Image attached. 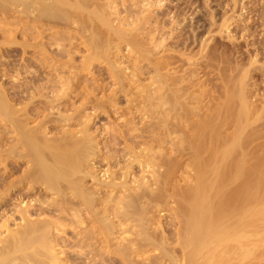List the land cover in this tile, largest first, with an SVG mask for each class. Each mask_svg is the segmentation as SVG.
Listing matches in <instances>:
<instances>
[{"label":"bare ground","instance_id":"1","mask_svg":"<svg viewBox=\"0 0 264 264\" xmlns=\"http://www.w3.org/2000/svg\"><path fill=\"white\" fill-rule=\"evenodd\" d=\"M171 3L170 0H0V264H264L263 141L259 143L260 149L257 144V149L249 142L253 140L244 139L251 148L242 152L244 142L235 136L243 132H238L243 126H236L240 115L237 117L235 111L231 115L237 127L232 133L234 139L224 144L222 141L221 147L216 138L220 130L218 135L217 131L210 133L211 126L218 124L220 129L223 125L215 120L232 118L225 102L232 104L234 100L236 105L237 94L242 98V93H237L241 88L229 90L228 84L227 90L233 92L225 91L232 99L217 103L222 106L224 102L223 111L229 112V117L218 116L223 111L217 105L216 110L213 106L215 114L211 109L213 116L210 115L215 120L209 117L211 122H205L208 118L205 112V118H200V110L206 105L205 95L203 98L198 92L194 95L191 89L196 83L186 80L189 75L166 73L177 59L166 56L167 60L161 53L164 59L158 58L153 63L151 58L159 51L156 48H161L172 36H166L168 31L177 29L185 18L186 10L174 12ZM124 46L137 53L136 62L139 58L151 60L152 83L156 84L154 88L153 84L142 85L130 98L127 94L137 81L140 83L144 70L140 74L134 72L136 65L131 58L121 54ZM232 49L233 46L229 50ZM83 51L85 55H79ZM9 53L12 60H8ZM95 60L107 61L106 76L111 80L107 87L102 80L99 83V79L89 78L93 81L90 83L81 74L89 71ZM10 72L16 75L17 82L6 87L8 81L4 77H14ZM221 72L223 75L224 71ZM99 74L104 76L103 72ZM81 80L87 82L86 85L82 82L85 88L82 87L88 91L89 99L79 105L68 103L66 97L73 87L79 88ZM127 85L131 86L130 91ZM101 91L102 97L98 95ZM125 98L127 105L119 107L130 117L127 115L121 121L122 117L115 114L117 122L108 120L103 129L93 126L94 114H88L87 110L90 106L100 111L99 117L108 113L112 119V113ZM244 99L239 100L242 103ZM38 100L43 104L37 106ZM59 101L63 107L57 109L55 102ZM246 103L239 105V109L245 108L244 115L248 112L249 102ZM233 108L234 105L230 109ZM191 116L204 121L202 124L196 121L195 131L190 127L193 133L189 121L184 124L187 119L193 121ZM33 122L36 124L31 125ZM72 124L77 129H71ZM174 132L180 136H176L179 138L176 142ZM187 159L190 162L184 166ZM182 165L194 170L189 186L183 182L186 169L179 174L183 177L180 183L187 187L173 184ZM158 166L164 169L160 171ZM162 206L170 208L171 213L164 219L159 216V220L155 213ZM151 248L156 251L152 256L147 254Z\"/></svg>","mask_w":264,"mask_h":264},{"label":"rangeland","instance_id":"2","mask_svg":"<svg viewBox=\"0 0 264 264\" xmlns=\"http://www.w3.org/2000/svg\"><path fill=\"white\" fill-rule=\"evenodd\" d=\"M124 1V0H123ZM178 1V2H177ZM186 3H185V2ZM128 2V1H127ZM172 2V3H171ZM129 3V2H128ZM170 3H171V9H172V11H174V12H176L177 10H182L183 9V11H185L186 12V14H185V18H184V21L183 22H180L179 24H177L178 25V27L177 26H175V27H177V29L175 28L174 30H170V31H168V33L166 34V36L168 35L169 36V34H171L172 36H169L168 37V39H170V40H166V42H164L165 44H162V46H160L161 48H156V50L158 49L159 51H156V53H155V55L156 56H154V57H152L151 58V60L153 61H156V60H158V58H159V60L160 59H162L163 57L165 58L166 56H168L169 58H170V60H174V58H176L177 59V61L179 62V65H178V62H176L175 64H173L172 66H174V68L171 66L170 67V69H167L166 71L164 70L163 72H166V73H169L170 72V74H172V75H175V73H176V76L177 75H191V77L189 78V76H186V80H189L190 79V81H188L189 83H196V84H194L193 85V87H192V84H191V89H192V91L194 92V95H195V93H196V95H198V93H199V95H203V96H201L202 98L204 97V95H205V97L203 98V100H204V104H206L207 105V107H206V105H203L204 106V108L202 107V109L200 110L201 112H200V114L202 115V117H200L202 120H203V117H204V113L203 112H205V117L207 118H209V117H211L210 115H212V112H214V114H215V111H214V109L216 110V106L218 105V104H220L221 103V100H223V101H227V99L229 100V99H232L231 97V95H229V93H232L233 91H228L227 90V88H226V86H228V84H229V87H228V89L229 90H233V89H235L236 91L237 90H239L240 88V90L239 91H237V93L239 92V93H246V94H241V96H242V98L244 99V98H247L248 99V97H249V99L247 100H242V103H241V101L239 100V99H242L241 97L239 98L238 96H239V94H237L238 96H237V99L235 98V100H237V104L235 105V103L233 102L234 100H232V104H230V103H228V102H230V101H227V102H225L226 103V105L227 104H229L231 107L234 105V110L233 109H230L231 107L229 106V105H227V107H226V105L224 104L223 105V103L221 104L222 106H220V105H218V106H220V108L222 109V111L223 110H225V107H226V110L227 111H229L231 114H230V117H232V118H226L225 116H226V114H227V116L229 115L228 113L229 112H227V111H223V113L224 112H226V113H220L218 116H222L223 115V117H225L224 119H222V118H219V120H215L213 117H211V118H213V120H215V121H218L219 123H223V125H221V128L219 129V125L217 124V123H215V122H213L214 124H217V127H218V129H216L217 127L215 126V127H213V126H211V128L213 129V128H215V129H210V133H212L211 135H213V134H215V132H216V134L218 133V130H220L219 131V137L221 138V140L219 139V137H216L217 135H215V137L216 138H218V140H219V142H220V146L222 145V144H224V142L226 141V143L228 142V141H231L232 140V138L234 137V135H233V137H232V133H234V129H235V131H237L236 130V126H238V128H239V125L238 124H240V127L241 126H243V127H241L240 129H242V130H238V132H241V131H243L241 134H239V133H237L236 135L237 136H235V138H238V136H239V140H242V141H240L241 143L242 142H244L245 143V141L248 139V140H253L254 141V139L256 138V140L253 142V141H249L251 144L253 143L254 145H255V147L257 148V144L259 145L258 147H259V149L261 148V144H262V142H261V140L263 141V146H264V111H263V108H264V0H183V1H181V0H170ZM193 3V4H192ZM173 6H175V7H173ZM187 6V7H186ZM189 6V7H188ZM179 7V8H178ZM183 7V8H182ZM175 8V9H174ZM177 8V9H176ZM187 8V9H186ZM170 9V10H171ZM190 10V11H189ZM189 11V12H188ZM157 11H154V15H155V13H156ZM157 14V13H156ZM199 14V15H198ZM224 20V21H223ZM222 23H223V25H222ZM183 24V25H182ZM193 25V26H192ZM181 27H183V28H181ZM186 29V30H185ZM194 30V31H193ZM201 30V31H200ZM171 31H174V32H171ZM184 31H185V33H184ZM189 31H190V34H189ZM176 32V33H175ZM179 33V34H178ZM181 33V34H180ZM195 33V34H194ZM173 34H175V35H173ZM188 37H187V36ZM193 35H194V37H193ZM196 35V36H195ZM181 36V37H180ZM186 38H185V37ZM179 37V38H178ZM191 37V38H190ZM172 38V39H171ZM198 39V42L196 41L197 39ZM21 39V38H20ZM19 39V40H20ZM177 39H179V40H177ZM188 39V40H187ZM176 40V41H175ZM185 40V41H184ZM191 40H193V41H191ZM196 42H195V41ZM232 41V42H231ZM205 42V43H204ZM231 42V43H230ZM178 43V44H177ZM182 43V44H181ZM191 43V44H190ZM226 44V45H224V44ZM185 44V45H184ZM167 45V46H166ZM192 45V46H191ZM222 45V47H223V45L225 46V52H224V49L221 47L220 48V46ZM230 45V46H229ZM204 46V47H203ZM217 46H219V48L217 47ZM229 46V47H228ZM232 46H233V49L230 51L229 49H231L232 48ZM79 48H80V45L78 46ZM190 47V48H189ZM226 47H227V49H226ZM235 47V48H234ZM123 48H125V50L123 49L122 51H121V54H122V56H129V58H131L130 60H132L133 62H131L132 64H134V65H136L135 67H134V69L135 70H137V71H135L134 70V72H137V73H141V70H142V72H143V70H144V74L143 73H141V81H140V83H142V84H140V83H138V81L135 83V85L136 86H134L135 88L131 91V92H129L128 94L127 93H125V94H127L128 96L130 95L131 97H132V95H133V92H138L139 90H141L142 88H141V86L142 85H145V86H150V85H152L153 83V79H152V74H153V72H152V69H151V60H147V61H143V59L141 60L140 58H139V62L141 63V65H140V63L139 62H136V61H138V60H136V59H138L137 58V53L135 52V51H133V52H130L131 50H128V49H130L129 47H126V46H124ZM128 48V49H127ZM180 48V49H179ZM182 48V49H181ZM210 48V49H209ZM215 48V49H214ZM166 51H165V50ZM212 49V50H211ZM219 49V51L217 52V50ZM169 50V51H168ZM204 50V51H203ZM210 50H211V52H210ZM237 50V53L235 52ZM125 51V52H124ZM178 51V52H177ZM186 51V52H185ZM188 51V52H187ZM202 51V52H201ZM214 51H216L217 53H219V54H216V52H214ZM223 52V54L221 55V53ZM228 53H227V52ZM125 53V55H123L124 53ZM128 52H129V54H128ZM135 52V53H134ZM167 52H168V54H167ZM180 52V53H179ZM214 52V53H213ZM239 52V53H238ZM12 53V52H11ZM84 54V51L83 52H81V53H79V55L81 54L82 56H83V54ZM132 53V54H131ZM158 53V54H157ZM161 53H162V56H161ZM211 53V54H210ZM225 53V54H224ZM226 53H227V56H229L228 54H230V57H229V59L231 58V57H233L232 59H230V60H232V61H230L229 59H228V57L226 56ZM234 53H235V55H234ZM242 53H243V55H242ZM13 54H14V52H13ZM165 54V55H164ZM176 54H178V55H176ZM210 55V57H209V55ZM214 54L216 55V56H214ZM8 55H11L10 53L9 54H7V56ZM30 57H32L31 55H33V54H28ZM85 55V54H84ZM188 57H187V56ZM211 55H213V56H211ZM225 55V56H224ZM239 55V56H238ZM6 56V57H7ZM135 56H136V58H135ZM160 56V57H159ZM180 56V57H179ZM183 56V57H182ZM189 56H190V58H189ZM220 56V57H219ZM222 56H224V57H222ZM9 57V56H8ZM33 57H34V55H33ZM32 57V58H33ZM79 58H82V57H80V56H78ZM133 57V58H132ZM168 57H166L165 59H169ZM174 57V58H173ZM225 57L227 58V59H225ZM245 57V58H244ZM11 58V59H10ZM20 59H21V56L19 57ZM19 58H18V60H19ZM163 58V59H164ZM173 58V59H172ZM222 58H224V59H222ZM237 58H239V59H237ZM242 58V59H241ZM6 60L8 59V58H5ZM13 58L10 56L9 57V59L8 60H12ZM29 59V58H28ZM175 59V60H176ZM181 59V60H180ZM216 59V60H215ZM222 59V60H221ZM234 59V60H233ZM66 60V58L65 59H63L62 61L64 62ZM214 60V61H213ZM224 60V61H223ZM227 60V61H226ZM244 60V61H243ZM97 61H99V62H97ZM154 61H153V63H154ZM182 61V62H181ZM210 63H209V62ZM218 61V62H217ZM221 63H220V62ZM223 61V62H222ZM225 61H226V63H228V61H229V63L227 64L228 65V68H226L227 67V65H226V63H225ZM234 61V62H233ZM240 61V62H239ZM242 61H243V64H242ZM19 62H23V60L21 61H19ZM18 62V63H19ZM148 62H150V63H148ZM188 62V63H187ZM237 62H239V63H237ZM94 65H92L91 66V68H89L88 70L89 71H87V70H85V71H82L81 72V74L82 75H84L85 77H87L88 78V80H89V78H92V80H95V79H99L98 80V82L99 83H103L104 84V86H105V84H106V87H107V85H108V83L111 81V80H107V79H110L109 77L107 78V72L105 71V70H107V68H108V64H107V61H100V60H95L94 61ZM128 62H126V64H127ZM185 63V64H184ZM190 63V64H189ZM209 63V64H208ZM216 63L218 64H220V65H218V66H216ZM225 64V65H223V64ZM233 63V64H232ZM125 64V65H126ZM146 64H148V65H146ZM205 64V65H204ZM206 64H208V65H206ZM211 64V65H210ZM230 64V65H229ZM235 64H236V66H235ZM251 64V65H250ZM195 67H194V66ZM197 65V66H196ZM210 65V66H209ZM222 65L224 66V67H222ZM240 65H242L241 67H240ZM245 65V67H243ZM247 65V66H246ZM97 66V67H96ZM149 66V67H148ZM179 66V67H178ZM190 66V67H189ZM205 68H204V67ZM208 68H207V67ZM232 66H233V68H232ZM238 66V67H237ZM104 68V71H102V69ZM180 67H181V69H180ZM187 67V68H186ZM211 67V68H210ZM258 67V68H257ZM260 67H261V69H260ZM100 68V69H99ZM176 68V69H175ZM195 70V72H193L194 70ZM200 68V69H199ZM211 70H210V69ZM224 68H226V69H224ZM235 68V69H234ZM257 68V69H256ZM34 68L32 67L31 68V70H33ZM99 69V70H98ZM149 69V70H148ZM173 69V70H172ZM175 69V70H174ZM178 69V70H177ZM185 71H184V70ZM189 69V70H188ZM191 69V70H190ZM204 69L206 70V71H204ZM207 69H209V70H207ZM221 69V70H220ZM228 69H229V71H228ZM231 69V70H230ZM232 69H234V71L232 70ZM241 69V70H240ZM96 70V71H95ZM145 70H146V72H145ZM148 70V71H147ZM193 70V71H192ZM200 70V71H199ZM203 70V71H202ZM225 70H227L228 71V73L230 74H228L227 73V71L225 72ZM93 71V72H92ZM101 71V72H100ZM130 71V70H129ZM176 71V72H175ZM181 71V72H180ZM184 71V72H183ZM197 71V72H196ZM208 71H209V73H208ZM212 71H214V72H212ZM221 71H224L223 72V75H221L222 74V72ZM236 71H240L239 73L237 72V74H238V76L235 74L236 73ZM90 72H92V73H90ZM96 72V73H95ZM102 72H103V75L104 76H99L100 74L99 73H101L102 74ZM105 72V73H104ZM188 72V73H187ZM200 72V73H199ZM210 72H212L211 74H210ZM221 72V73H220ZM10 73H12V72H10ZM185 73V74H184ZM204 73H205V75H204ZM224 73H226V74H224ZM99 74V75H98ZM203 74V75H202ZM214 74V75H213ZM220 74V75H219ZM228 74V75H227ZM240 74H242V76L240 75ZM12 75H13V73H12ZM15 75V74H14ZM13 75V76H14ZM195 75V76H194ZM201 75V76H200ZM207 75V76H206ZM212 75V76H211ZM216 75H217V77H220V78H217L216 77ZM219 75V76H218ZM225 75V77L227 78H225V77H223ZM227 75V76H226ZM234 75H236L235 77H234ZM246 75V76H245ZM16 76V75H15ZM14 76V77H15ZM197 76V77H196ZM206 76V77H205ZM214 76V77H213ZM229 76V77H228ZM233 76V77H232ZM11 77V75L10 76H8L7 78L6 77H4V80L6 79V81H8V82H6V87H10L11 85H10V82L12 83V82H17L16 80H17V78L15 77ZM99 77V78H98ZM106 77V78H105ZM148 77H150V80H149V78ZM193 77V78H192ZM213 77V78H212ZM222 77H223V79L225 80L226 79V81L225 82H223L222 80H220V79H222ZM233 79H232V78ZM236 77H238V79H236ZM239 77H241V78H239ZM192 78V79H191ZM211 79V80H209V79ZM232 80H231V79ZM14 79V80H13ZM16 79V80H15ZM106 79V80H105ZM137 79V78H136ZM213 79H214V81H213ZM216 79V80H215ZM219 79V80H218ZM237 81H236V80ZM102 80V81H101ZM144 80V81H143ZM193 80V81H192ZM199 80H200V82H199ZM203 80V81H202ZM208 80V81H207ZM230 80V81H229ZM234 80V81H233ZM241 80V81H240ZM21 81V80H20ZM101 81V82H100ZM104 81H106L105 83H104ZM151 81V84L149 83ZM197 81H198V83H197ZM212 82V83H210V82ZM227 81H228V83H227ZM232 81L234 82V84L236 85H234V84H232ZM240 83H239V82ZM3 82V81H2ZM86 85V83L87 82H85L84 80H81V85L79 86V88L78 87H76L75 86V88L73 89L72 88V91H71V89H70V91H71V93H70V95L68 96V97H66L67 99H68V103H71V101H72V103L74 104V103H76L75 105H79V104H81V102H85L86 101V99L88 100L89 99V97H90V95L88 94V91L87 90H84V84ZM89 82L91 83H93V81H91V79L89 80ZM203 84H202V83ZM215 82H216V84L219 86V88H218V86L215 84ZM236 82V83H235ZM239 83V85H238V83ZM253 82H255V83H253ZM257 82V83H256ZM1 83V82H0ZM143 83H145V84H143ZM148 83V84H147ZM205 83H206V85H205ZM225 85H224V84ZM226 83H227V85H226ZM231 83V84H230ZM248 83H249V85H248ZM253 84V85H250V84ZM102 84V85H103ZM202 84V85H201ZM211 84H213L215 87H213V85H211ZM224 86V87H222V85ZM255 84H257V85H255ZM139 85V86H138ZM197 85V86H196ZM245 85H248V86H245ZM34 86H36V85H34ZM84 88H83V87ZM138 86V87H137ZM156 86V84H153L152 85V87L154 88ZM207 86V87H206ZM212 86V87H211ZM249 86H251V87H249ZM82 87V88H81ZM111 87H113V86H111ZM129 87V88H128ZM140 87V88H139ZM142 87H144V86H142ZM195 87H197V88H195ZM247 87V88H246ZM65 88V87H64ZM115 88H116V86H115ZM127 90H129L130 91V89H132L131 88V86H128L127 85ZM207 88V89H206ZM212 88H213V90H212ZM221 88V89H220ZM224 88V89H223ZM231 88V89H230ZM245 88V89H244ZM253 88V89H252ZM107 89V88H106ZM113 89V88H112ZM138 89V90H137ZM196 89H199V90H197L196 91ZM201 89V90H200ZM217 89H219V90H217ZM244 89V90H243ZM246 89L248 90V91H246ZM252 89V92L251 91H249V90H251ZM33 90V89H32ZM79 90V91H78ZM205 90V91H204ZM212 90V91H211ZM217 90V91H216ZM229 92L228 94H227V92ZM235 90H234V93H236L235 92ZM242 90V91H241ZM257 90V91H256ZM82 92V94H80L81 92ZM202 91H204V92H201ZM206 91L208 92V93H206ZM216 93H215V92ZM223 91H225V92H223ZM243 91H245V92H243ZM76 92V93H75ZM104 92V91H103ZM108 92V91H107ZM192 92V93H193ZM198 92V93H197ZM222 93L221 95L222 96H218L217 95V97L215 96L217 93L218 94H220V93ZM251 93V95H250V93ZM86 93V94H85ZM101 93H102V91L101 92H99V96L100 97H102V95L104 94H102L101 95ZM211 93H213V95H211ZM249 93V94H248ZM84 94H85V96L86 95H89L88 97L86 96H84ZM207 94V95H206ZM208 94H209V96H208ZM78 95H81V97L80 96H78ZM224 95H225V97H224ZM229 95V96H228ZM235 96H236V94H234ZM246 95H247V97H246ZM249 95V96H248ZM255 95H257V96H255ZM77 96V97H76ZM98 96V97H99ZM127 96V97H128ZM130 96L128 97V98H130ZM208 96V98H206ZM212 96V97H211ZM77 99H76V98ZM222 97V98H221ZM227 97H230V98H227ZM74 98L76 99V100H74ZM216 98V99H215ZM220 98V99H219ZM239 98V99H238ZM70 99V100H69ZM81 99H83L84 101H82ZM126 99V100H125ZM125 99H123L124 100V102L122 101V104L120 103V104H118V107H116V109L115 110H117L116 112H114V114L112 113V115H114V117L113 118H115V120H113V118L111 119L110 117V114H108V113H102L101 115H100V117L98 116V114L100 113V111L99 110H97V112H96V109L95 108H93V105L92 104H89V105H92V106H90V108H88L87 110L89 111V113H88V111H87V113L88 114H90L91 112V114L90 115H92V114H94L93 116V118H95V123H94V127H98V128H102L103 126V124H105V125H107L108 123L106 122V121H116L117 120V117L115 116V114H118V115H120V118L121 119H119V116H118V119L119 120H123L124 119V117L126 118V116L128 115L126 112V110H122V108L121 107H125L127 104V98H125ZM216 101V103H215V101ZM217 99H218V101H217ZM212 100H213V102H212ZM256 100V101H255ZM70 101V102H69ZM208 101H211V102H208ZM243 101H245V103H246V101H247V103L246 104H248V102H249V104H248V106H246V109L248 110V112L246 111L245 112V115H244V111L243 110H245V108L243 109V107H242V109H241V107H240V109H239V105L240 106H243L242 104H243ZM254 101V102H253ZM39 102H40V104H39ZM240 102V104H238ZM207 103H209V104H207ZM216 105H215V104ZM218 103V104H217ZM251 103V104H250ZM254 103V104H253ZM256 103V104H255ZM259 103V104H258ZM43 103H41V101L40 100H38L37 102H36V105L38 106V105H42ZM55 104L56 105H58L56 108L57 109H59V108H61V107H63V105H62V103L59 101V103L58 102H55ZM261 104V105H260ZM62 105V106H61ZM124 105V106H123ZM196 105V104H195ZM194 105V106H195ZM208 105L210 106L209 108H208ZM254 105L256 106V107H254ZM60 106V107H59ZM119 106H121V107H119ZM213 106H215V108L213 107ZM236 106V107H235ZM252 106V107H251ZM59 107V108H58ZM238 107V108H237ZM249 109H248V108ZM258 107H260V109L258 108ZM207 108H208V110H210V111H208L207 110ZM214 108V109H213ZM219 108V107H218ZM224 108V109H223ZM256 108H257V111H256ZM57 109H55V114L57 113ZM120 109V110H119ZM204 109V110H203ZM206 109V110H205ZM211 109H212V112H211ZM221 109L219 110V112H221ZM239 109V110H238ZM255 110L256 112H254V111H252V110ZM259 109V110H258ZM120 113H119V112ZM122 111V112H121ZM126 111V112H125ZM197 111H198V109H197ZM235 111V112H237L236 113V116L238 117L239 115L241 116V118H240V116H239V118H236V116H235V118L237 119L236 120V122L238 121V123L236 124V126H235V123L236 122H233V119H234V113L233 112ZM240 111V112H239ZM71 112V111H70ZM96 112V113H95ZM126 114H125V113ZM210 112H211V114H210ZM252 112H254V113H252ZM259 112V113H258ZM260 112H262L261 113V115H260ZM122 113V114H121ZM123 113L125 114V115H123ZM232 113L234 114L233 116H231L232 115ZM241 113V114H240ZM108 116H107V115ZM137 114V113H136ZM238 114V115H237ZM251 114V115H250ZM123 115V116H122ZM207 115H209V116H207ZM225 115V116H224ZM244 115V116H243ZM258 115V116H257ZM263 115V116H262ZM105 116V117H104ZM129 116V115H128ZM213 116V115H212ZM248 116H250V117H248ZM257 116V117H256ZM262 116V117H261ZM109 117V118H108ZM130 117V116H129ZM192 118V120L193 121H191V120H189V119H187L186 120V122L184 123V124H186L188 121H189V128L191 127L192 129L194 128V125L198 122V123H200V124H202L204 121L205 122H207V120L209 121V122H211V120H210V118L208 119H206V120H204L202 123H201V121H200V118L199 117H197V116H191ZM204 117V118H205ZM229 117V116H228ZM243 117V118H242ZM247 117V118H246ZM253 117V118H252ZM97 118H99L98 119V121H99V123H98V121H97ZM190 118V117H189ZM249 118L251 119H254V121L255 122H253V120L251 119V120H249ZM255 118L257 119V120H255ZM258 118H261L260 120L258 119ZM39 119V118H38ZM41 119V118H40ZM197 119V120H196ZM218 119V118H217ZM230 119H232V124H230L231 123V120ZM239 119V120H238ZM101 120V121H100ZM118 120V121H119ZM136 120H138V119H136ZM221 120H224V122L223 121H221ZM225 120H227L226 122H227V125L225 124L226 122H225ZM246 120V121H245ZM263 120V121H262ZM197 121V122H196ZM221 121V122H220ZM235 121V120H234ZM260 121V122H259ZM35 122L37 123L38 122V120H35ZM35 122H33L31 125H35L36 123ZM93 122H94V120H92L90 123L91 124H93ZM117 122V121H116ZM191 122V123H190ZM240 122V123H239ZM246 122V123H245ZM250 122V123H249ZM262 122V123H261ZM197 123V124H198ZM244 125H243V124ZM254 123H255V125H254ZM261 123V124H260ZM190 124H192L191 126H190ZM196 124V125H197ZM200 124H199V126H200ZM229 124V125H228ZM245 124H246V127H248L247 129H246V127H245ZM248 124V125H247ZM195 125V126H196ZM224 125H226L225 127H227V128H225L224 127ZM231 125V126H230ZM234 125V126H233ZM250 125V126H249ZM254 125V126H253ZM259 125V126H258ZM74 125L72 124L70 127H72L71 129H77V127H76V125L73 127ZM193 126V127H192ZM262 126H263V128H262ZM198 127V126H197ZM224 127V128H223ZM233 129L232 130V132H230L231 131V128ZM235 127V128H234ZM259 127V128H258ZM104 128V127H103ZM102 128V129H103ZM190 128V129H191ZM196 128V127H195ZM243 128H245V129H243ZM261 128V129H260ZM95 129V128H94ZM99 129V130H100ZM191 129V132L193 133V130L195 131L196 129H193L192 130ZM198 129V128H197ZM224 129V130H223ZM254 129V130H253ZM225 130H227V133H225ZM261 130H263V131H261ZM190 131V130H189ZM229 131V132H228ZM246 131V132H245ZM248 131L251 133L252 131H254V132H252L253 134L252 135H250V133L248 134ZM256 131V132H255ZM181 132V131H180ZM179 131H177V133H180ZM191 132H190V134H191ZM214 132V133H213ZM222 132V133H221ZM175 133V134H174ZM173 134H172V137H174V138H176V139H174V141L176 142V140L178 141L179 140V138H180V136H178V135H181V133L180 134H178L177 135V133L176 132H174ZM228 133H229V136L231 137V138H229V136H228ZM231 133V134H230ZM244 133H246V134H244ZM256 133V134H255ZM183 134V133H182ZM227 134V135H226ZM259 134H263V136H259ZM52 135V134H51ZM50 135V136H51ZM210 135V134H209ZM222 135V136H221ZM243 135H244V137H243ZM245 135H249V136H246L245 137ZM256 137H255V136ZM179 137V138H177V137ZM228 136V137H227ZM253 136V137H252ZM259 137V139L257 140V138ZM243 139H242V138ZM210 138V137H209ZM226 138V139H225ZM250 138V139H249ZM261 138V139H260ZM234 139V138H233ZM244 139H246V140H244ZM247 140V141H248ZM223 141V142H222ZM221 142H222V144H221ZM261 142V144H259ZM242 143V146H241V149H242V152L245 150V149H247V148H251V144H250V146L249 147H247L246 145H247V143ZM252 144V145H253ZM253 145V146H254ZM222 147V146H221ZM258 149V148H257ZM186 162H190V160L189 159H187V161H184L183 162V165L184 166H186ZM249 162V161H248ZM189 163H187V165H188ZM247 164V163H246ZM182 165V167H181V170H179L178 171V173H176L174 176H175V178H176V180L178 181V183H176V180H175V178L173 177L172 178V180L174 181L175 180V183H173V184H181L182 185V183L184 182V184H185V182H186V185H188L189 186V184L191 185L192 183H193V178H191L193 175L192 174H194V170H192L191 168L192 167H190V166H187L188 168H186L185 167V169H184V166ZM248 165H249V163H248ZM246 166V165H245ZM159 167V166H158ZM173 169H174V167L173 166H171ZM190 167V168H189ZM247 167V166H246ZM140 168V167H139ZM140 169H142V168H140ZM164 169V168H163ZM162 168L160 169V167H159V170L161 171V170H163ZM187 172V170H188V174L185 172V174L183 175V176H185V178H184V180L185 181H183V182H181L180 183V181H182L183 180V177L181 176V175H179L180 174V172H181V174L184 172V170ZM138 171L140 172L139 174H141V171L138 169ZM177 172V171H176ZM190 172V173H189ZM192 172V173H191ZM138 174V175H139ZM189 176H187V175ZM181 177V179H180V177ZM189 178V179H188ZM191 178V179H190ZM189 181H188V180ZM192 182H191V181ZM190 182V183H188V182ZM188 183V184H187ZM186 185H184V186H186ZM177 186H180V185H177ZM183 186V185H182ZM183 186V187H184ZM181 187V186H180ZM187 187V186H186ZM171 206H174V204H171ZM164 208V209H163ZM166 209V210H165ZM170 208H168V207H164V206H162V207H160L157 211H156V213H155V215H157L158 217H156V218H158L159 220H161V219H164L165 217H167L168 215H169V213H171L170 212V210H169ZM167 211V212H166ZM159 214V215H158ZM166 214H168V215H166ZM164 215V216H163ZM159 216H161V217H163V218H159ZM147 254L149 255H154V254H156V251L154 250V249H150L148 252H147Z\"/></svg>","mask_w":264,"mask_h":264}]
</instances>
